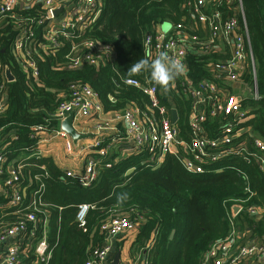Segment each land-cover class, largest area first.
Returning a JSON list of instances; mask_svg holds the SVG:
<instances>
[{"label": "trees", "instance_id": "trees-1", "mask_svg": "<svg viewBox=\"0 0 264 264\" xmlns=\"http://www.w3.org/2000/svg\"><path fill=\"white\" fill-rule=\"evenodd\" d=\"M101 1L102 14L92 38L112 46L114 60L98 67L86 64L75 71L59 69L57 66L65 64V57L71 50V44L65 42L57 56H37L40 70L37 81L23 72L11 54L10 47L18 32L9 20L0 21V61L14 76V82L7 85L6 111L0 117V138L6 139L3 145H7L9 164L24 166L21 187H27L30 194L35 187L45 185L43 202L50 213L47 217V244L51 253L48 264H86L92 252L108 241L102 226L119 216L132 222L141 219L129 252L133 263L201 264L209 248L229 234L231 208L243 201L246 206L256 205L263 210L261 220L241 215L237 220L242 230L247 227L253 233L252 238L264 245V173L253 158L248 162L242 156L229 154L210 166L206 173L192 175L173 156H167L159 169L152 170L143 166L147 155L132 154L117 163L115 155L111 157L113 167L104 168L99 180L90 188L68 178L51 157L32 158L37 140L31 137V128L49 125L50 129L59 130V122L51 116L59 104L69 98L72 83L90 86L99 96L106 114L123 112L129 104L135 103L140 110L152 115L155 111L149 98L138 88L123 82L129 79L141 83L149 81L157 87L160 103L169 116L173 109L177 111V128L181 137L187 138L191 101L183 92L182 80L175 78L165 90L151 81L149 72H128L136 61L145 58L146 34H155L165 24L190 26V14L183 9L186 0ZM241 1L240 25L243 31L244 24L247 27L255 63V78L248 66L242 80L248 87L256 84L260 99L241 101L247 120L239 126L242 134L234 147L243 143L253 152L255 138L264 141V0ZM220 10L225 12L224 8ZM200 28L196 26L195 32L200 33ZM38 38L41 39L39 33ZM187 53L188 85L194 87L203 80H213V65L230 58L229 54L215 52L204 55L188 50ZM223 85L222 82L220 87L227 92L226 96L231 95V89ZM221 123H226L223 114L208 120L209 137L220 134ZM131 170L134 172L127 176ZM36 176L40 179L36 180ZM0 183H4V178H0ZM28 200L29 197L25 199ZM8 203L0 191V233L12 213L6 207ZM81 204L94 207L87 216L85 229L76 222ZM34 230L35 236L30 240L33 249L43 236L42 226ZM113 245L112 259L123 248V242L114 241ZM33 249L28 247V253L21 256L23 264L36 262Z\"/></svg>", "mask_w": 264, "mask_h": 264}, {"label": "built area", "instance_id": "built-area-1", "mask_svg": "<svg viewBox=\"0 0 264 264\" xmlns=\"http://www.w3.org/2000/svg\"><path fill=\"white\" fill-rule=\"evenodd\" d=\"M220 8H224L225 12ZM102 9L101 0H0V21L9 20L18 32L10 47L11 54L23 72L37 81L40 77L37 56H57L65 42L71 44V50L65 57V64L57 66L59 69L75 71L86 64L98 67L114 60V48L92 38ZM183 9L190 14V26L177 25L168 34L161 29L155 34H146L144 55L152 60L164 51L185 65V72L178 77L182 80L183 92L191 101L187 138L181 137L166 107L160 103L157 87L149 81L141 83L129 79L123 82L138 88L149 98L155 111L152 115L131 103L123 112L113 113L110 119H103L102 116L107 114L99 96L90 86L72 83L69 98L59 104L51 117L60 125L73 113L75 122L97 120L94 139L80 148L84 151L82 167L65 172L68 178L76 180L82 187H92L104 168L111 169L114 165L111 157L115 155V163L132 154L147 155L143 166L152 170L159 169L167 156H173L189 174L198 175L206 173L210 166L234 153L248 162L253 158L264 173V141L255 138L253 152L243 143L238 149L234 147L242 134L239 126L247 120V114L241 109V102L232 95L226 96L227 92L220 87L222 82L223 86L240 85L245 88L242 89L243 94L250 92L252 96L249 98L260 99L256 84L248 87L242 80L248 66H251L255 78L249 33L245 24L242 30L239 20V16L243 17L242 1L186 0ZM59 10L62 11L57 15ZM196 26L202 27L200 33L195 32ZM221 45L226 46L224 50L231 51L230 58L213 65V80H203L195 87L188 85V50L209 55L221 52ZM7 85L5 68L0 61V117L6 111ZM222 114L226 123H221L220 134L215 138L209 137L208 120L220 118ZM118 115L120 117L116 121L114 118ZM31 130V137L37 140V150L32 158H45L46 145L58 135L67 140L66 152H74L72 141L60 128L50 129L49 125H44L33 126ZM5 141L0 138V178H4L0 191L6 196L9 202L6 207L12 213L0 233V264H23L21 256L28 253V247L33 249L30 240L35 236L34 228L39 226L43 228V236L33 249L36 257L34 264H48L51 253L47 244V217L50 213L43 202L45 185L40 184L30 194L27 187H21L24 166L9 164L7 145H3ZM115 149L118 153H112ZM42 169L45 170V167ZM35 179L40 178L36 176ZM28 197L29 200L25 201ZM235 207L240 208L236 216L233 214ZM93 209L90 204L78 206L76 222L80 228L85 229L87 216ZM39 215L44 217L39 218ZM239 215L258 221L263 218V210L256 205L246 206L244 201L240 204L236 202L228 220L229 234L209 248L201 264H264V245L252 238L253 233L247 227L241 229L237 220ZM140 220L132 222L119 216L105 223L102 231L110 237L102 248L92 252L86 264H111L113 240L137 232Z\"/></svg>", "mask_w": 264, "mask_h": 264}, {"label": "crops", "instance_id": "crops-1", "mask_svg": "<svg viewBox=\"0 0 264 264\" xmlns=\"http://www.w3.org/2000/svg\"><path fill=\"white\" fill-rule=\"evenodd\" d=\"M223 49H220L221 52L219 54H224V55H230L231 51L229 49H226V46L221 45ZM224 50V51H222ZM63 96V93L62 95ZM113 113H107V115L102 116L103 119H110L112 117ZM97 120L96 119H91V120H81V121H76L75 122V129L78 131L77 127L81 126L83 128L81 131H78L81 134H90L95 136V126H96ZM93 140V139H92ZM92 140H86L80 143L79 149L74 148V152L72 154H69L66 152V142L67 140L59 136L55 138L54 140L50 141L49 144L46 145L45 147V152L46 158H52L55 164L63 171V172H68V171H77L82 167L83 164V156H84V151H82L80 148H84L83 146L91 143ZM118 153V152H115ZM137 236V232H133L130 234H126L125 236L115 239L114 241H118L119 243L123 242V248L122 250V255H121V264H139L133 263L132 260L130 259V248L135 241ZM111 259V258H110ZM113 260V259H112Z\"/></svg>", "mask_w": 264, "mask_h": 264}, {"label": "clouds", "instance_id": "clouds-1", "mask_svg": "<svg viewBox=\"0 0 264 264\" xmlns=\"http://www.w3.org/2000/svg\"><path fill=\"white\" fill-rule=\"evenodd\" d=\"M128 72L131 74L149 72L151 81L167 90L170 82L185 72V65L183 62L171 58L167 52L161 51L152 60L139 59L128 69Z\"/></svg>", "mask_w": 264, "mask_h": 264}, {"label": "water", "instance_id": "water-1", "mask_svg": "<svg viewBox=\"0 0 264 264\" xmlns=\"http://www.w3.org/2000/svg\"><path fill=\"white\" fill-rule=\"evenodd\" d=\"M61 11L62 10H59L56 14L58 15ZM171 29H172L171 25H164L161 27V30L164 34H168ZM5 77L8 83L14 82V76L9 68H5ZM171 114H172V123L174 125H177L178 120H179L177 111L173 109L171 111ZM74 125H75V114L74 113L71 114L68 118H66L60 125L61 131L71 139L74 148L78 149L80 143L83 141L94 139L93 135L79 133L75 129ZM133 172L134 170H131L130 172L127 173V176H129ZM239 212H240L239 207L233 208L234 216H236ZM109 237H110L109 234H107L106 238L109 239ZM121 255H122V250H119L115 254L111 264H121V261H122Z\"/></svg>", "mask_w": 264, "mask_h": 264}, {"label": "rangeland", "instance_id": "rangeland-1", "mask_svg": "<svg viewBox=\"0 0 264 264\" xmlns=\"http://www.w3.org/2000/svg\"><path fill=\"white\" fill-rule=\"evenodd\" d=\"M165 25H167V24H165ZM221 55H224V54H221ZM226 88L231 89V95L234 96L240 102L243 101L244 99L252 96V94L250 92H245L243 94L242 89H245V88L241 87L240 85H230ZM119 117L120 116L118 115L114 119L117 121ZM77 129H78V131H81L83 128H81V126H78ZM115 151H117V149H115L112 153H114Z\"/></svg>", "mask_w": 264, "mask_h": 264}]
</instances>
